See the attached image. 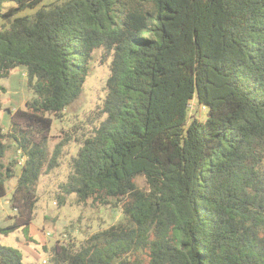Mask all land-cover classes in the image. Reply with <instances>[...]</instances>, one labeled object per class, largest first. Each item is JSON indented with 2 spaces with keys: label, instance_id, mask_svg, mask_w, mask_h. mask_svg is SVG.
Masks as SVG:
<instances>
[{
  "label": "trees",
  "instance_id": "obj_1",
  "mask_svg": "<svg viewBox=\"0 0 264 264\" xmlns=\"http://www.w3.org/2000/svg\"><path fill=\"white\" fill-rule=\"evenodd\" d=\"M43 1L0 0V82L20 69L34 94L0 126V198L16 179L0 234L31 225L39 179L59 165L52 117L100 50L105 96L87 134L73 126L61 191L121 217L56 241L51 264H264V0ZM0 264L26 263L0 243Z\"/></svg>",
  "mask_w": 264,
  "mask_h": 264
},
{
  "label": "rangeland",
  "instance_id": "obj_2",
  "mask_svg": "<svg viewBox=\"0 0 264 264\" xmlns=\"http://www.w3.org/2000/svg\"><path fill=\"white\" fill-rule=\"evenodd\" d=\"M54 1L44 0L41 5H49ZM13 5V2L7 3L5 8ZM35 10H27L19 15H31ZM88 67L89 73L83 84L81 95L62 113L61 119L52 117L53 124L47 147L49 157H52L58 149L59 165L39 179L38 201L31 225L10 234H0V243L18 249L26 264H51L50 250L56 241L66 243L72 240L75 244H79L88 235L111 226L121 217L119 208L92 205L90 200L85 205H79L75 201L74 194L67 196L61 191V186L69 173L68 161L71 156L75 155L78 148L72 136L73 126L80 127L78 130L87 134L91 130L92 118L97 115L95 111L98 110L105 96L104 88L109 69L108 61L104 63L101 61L100 50L93 52ZM21 73L22 71L18 69L11 78L0 82V86L5 88L3 92L0 91V126L4 133L9 130V121L7 112L3 108L18 106L23 108L22 105H11L10 103L25 95L30 100L34 97V94L28 90L26 79L21 76ZM206 114V111L198 106L195 100L190 102L191 116L205 120ZM13 155L14 149H10L5 158ZM15 184V178L5 182L6 194L0 198V227L8 225L15 214L9 205ZM137 185L139 188H144L145 178H137ZM59 197L64 199L63 203H60Z\"/></svg>",
  "mask_w": 264,
  "mask_h": 264
},
{
  "label": "crops",
  "instance_id": "obj_3",
  "mask_svg": "<svg viewBox=\"0 0 264 264\" xmlns=\"http://www.w3.org/2000/svg\"><path fill=\"white\" fill-rule=\"evenodd\" d=\"M16 71H18V69H15V70H13L12 72H11V74L9 75V77L8 78H11V76L13 75V73L14 72H16ZM16 75V74H15ZM21 76H23L25 79H26V75H25V73L22 71V73H21ZM4 88V87H3ZM11 89V88H10ZM4 90H5V88H4ZM30 99L29 98H27V96L25 95L24 97H19L18 99H15V100H13V101H11L12 103H10L11 105L12 104H18V105H22V106H24L25 105V103L27 102V101H29ZM14 105V106H15ZM9 107H7V108H3V109H8ZM16 108H19V106L18 107H16ZM15 107L14 108H9V109H11V110H15L16 109ZM3 111V110H2ZM8 115V114H7ZM8 121H9V119H8ZM17 231H19V230H17ZM5 246H7V245H5ZM23 261H24V258H23Z\"/></svg>",
  "mask_w": 264,
  "mask_h": 264
},
{
  "label": "built area",
  "instance_id": "obj_4",
  "mask_svg": "<svg viewBox=\"0 0 264 264\" xmlns=\"http://www.w3.org/2000/svg\"><path fill=\"white\" fill-rule=\"evenodd\" d=\"M20 164H22V160H20L19 165H20ZM44 263H45V261H44Z\"/></svg>",
  "mask_w": 264,
  "mask_h": 264
}]
</instances>
